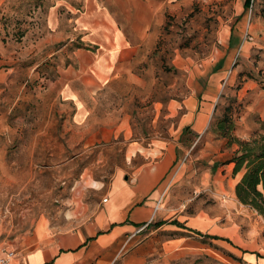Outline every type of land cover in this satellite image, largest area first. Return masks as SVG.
<instances>
[{"label": "rangeland", "instance_id": "1", "mask_svg": "<svg viewBox=\"0 0 264 264\" xmlns=\"http://www.w3.org/2000/svg\"><path fill=\"white\" fill-rule=\"evenodd\" d=\"M234 4L235 0H194L167 15L147 70L143 69V74L148 71L147 85L133 87V97L125 98L142 136L165 140L177 138L184 100L187 105L189 97L209 102L206 130L196 134L189 129L179 135L176 153L181 161L163 178L166 187L184 157L192 156L189 162L196 172L176 179L173 203L166 201L167 194L162 200L170 212L192 214L202 205L204 199L196 192L197 156L221 157L236 147L233 138L264 132V0H251L241 16ZM24 7L0 10L2 247L29 234L38 222L53 229L70 227L97 198L98 182L106 188L118 168L126 177L131 170L124 160L127 141L122 136L85 147L69 143L62 126L67 111L59 109L53 93L68 52L60 50L62 42L45 40L49 36L42 9L35 17L33 1ZM226 28L235 31L233 44L227 45ZM221 61L226 65L217 66L215 70L221 69L215 73L214 65ZM157 101L161 107L153 126ZM221 120L225 136L217 129ZM238 222L246 238L255 227L264 242V218L254 209L245 205Z\"/></svg>", "mask_w": 264, "mask_h": 264}, {"label": "crops", "instance_id": "2", "mask_svg": "<svg viewBox=\"0 0 264 264\" xmlns=\"http://www.w3.org/2000/svg\"><path fill=\"white\" fill-rule=\"evenodd\" d=\"M32 1L35 17L42 9L49 36L45 40L62 42L60 50L68 52L53 93L59 109L67 111L62 126L69 143L85 147L122 136L127 141L124 160L131 170L126 177L118 168L106 188L98 182L97 198L70 227L53 229L38 222L11 246H0V256L12 251L8 264H264L258 229L252 227L246 238L238 222L245 205L234 193L242 174L232 173L235 147L221 157H196V192L204 199L198 212L163 208L166 194V201L173 203L176 179L196 172L189 162L192 156H185L163 187L164 176L181 161L176 153L179 135L186 128L196 134L206 130L208 100L189 97V105L184 100L180 131L169 140L144 138L125 102L133 97V87L147 85L148 71L143 74V69L166 16L194 0H0V10L19 11ZM245 3L235 0L237 16L247 9ZM223 34L227 45L233 44L235 31L226 28ZM220 64L226 65L218 62L214 70ZM160 107L157 101L153 126Z\"/></svg>", "mask_w": 264, "mask_h": 264}, {"label": "trees", "instance_id": "3", "mask_svg": "<svg viewBox=\"0 0 264 264\" xmlns=\"http://www.w3.org/2000/svg\"><path fill=\"white\" fill-rule=\"evenodd\" d=\"M250 4L251 0H246V7ZM224 120L217 124L223 136L226 134ZM228 122L230 126L231 122ZM231 142L236 146L230 159L233 162L232 173H242L234 186L235 196L240 203L254 209L264 218V132L255 133L248 139L233 138Z\"/></svg>", "mask_w": 264, "mask_h": 264}, {"label": "built area", "instance_id": "4", "mask_svg": "<svg viewBox=\"0 0 264 264\" xmlns=\"http://www.w3.org/2000/svg\"><path fill=\"white\" fill-rule=\"evenodd\" d=\"M105 200L106 199H103V201ZM12 255H13V252L11 251V252H7V254L4 256H0V264H8Z\"/></svg>", "mask_w": 264, "mask_h": 264}]
</instances>
